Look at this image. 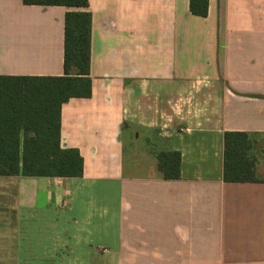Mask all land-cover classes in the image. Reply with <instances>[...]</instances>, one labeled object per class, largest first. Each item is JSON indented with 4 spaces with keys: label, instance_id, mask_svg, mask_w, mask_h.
<instances>
[{
    "label": "crops",
    "instance_id": "obj_1",
    "mask_svg": "<svg viewBox=\"0 0 264 264\" xmlns=\"http://www.w3.org/2000/svg\"><path fill=\"white\" fill-rule=\"evenodd\" d=\"M189 5L89 0L92 95L61 110L83 175L0 176V264L34 262L18 248L37 215L43 264H264V182L223 177L225 133L264 137V0ZM69 11L0 0V77L63 76ZM127 134L179 152L181 178L126 167Z\"/></svg>",
    "mask_w": 264,
    "mask_h": 264
},
{
    "label": "trees",
    "instance_id": "obj_2",
    "mask_svg": "<svg viewBox=\"0 0 264 264\" xmlns=\"http://www.w3.org/2000/svg\"><path fill=\"white\" fill-rule=\"evenodd\" d=\"M209 2L190 0L191 14L207 17ZM23 3L71 9L65 17L64 75L0 77V176L80 178L84 171L82 156L76 149L61 146V110L72 98L92 95L89 0H23ZM257 136L262 137L225 133V182H264L256 175ZM157 161L164 179L181 178L179 152L158 153Z\"/></svg>",
    "mask_w": 264,
    "mask_h": 264
},
{
    "label": "rangeland",
    "instance_id": "obj_3",
    "mask_svg": "<svg viewBox=\"0 0 264 264\" xmlns=\"http://www.w3.org/2000/svg\"><path fill=\"white\" fill-rule=\"evenodd\" d=\"M130 134L126 135L124 141L125 147V166L127 167L131 161L136 160L139 163V172L145 173L149 166L157 164V158L150 153V145L141 134L140 139L133 140L129 137ZM256 157H257V170L256 175L259 179H264V140L262 137H256ZM40 215L36 216L34 224L27 227L21 228L22 239L19 242V256L23 261L30 260L32 264H43V251L44 246L42 235L46 231L52 232V228L46 229L45 224L39 220ZM41 218V217H40ZM28 264V263H25Z\"/></svg>",
    "mask_w": 264,
    "mask_h": 264
}]
</instances>
